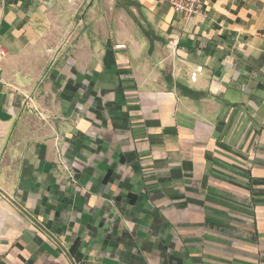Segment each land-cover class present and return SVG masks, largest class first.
<instances>
[{"label":"crops","instance_id":"obj_1","mask_svg":"<svg viewBox=\"0 0 264 264\" xmlns=\"http://www.w3.org/2000/svg\"><path fill=\"white\" fill-rule=\"evenodd\" d=\"M202 8L0 0V264H264V0Z\"/></svg>","mask_w":264,"mask_h":264},{"label":"built area","instance_id":"obj_2","mask_svg":"<svg viewBox=\"0 0 264 264\" xmlns=\"http://www.w3.org/2000/svg\"><path fill=\"white\" fill-rule=\"evenodd\" d=\"M171 9L174 13L182 14L183 16H195L199 14H204L202 8V3L204 0H169ZM172 42V40H170ZM64 169H69L66 162L61 161ZM72 178V174L70 175Z\"/></svg>","mask_w":264,"mask_h":264},{"label":"rangeland","instance_id":"obj_3","mask_svg":"<svg viewBox=\"0 0 264 264\" xmlns=\"http://www.w3.org/2000/svg\"><path fill=\"white\" fill-rule=\"evenodd\" d=\"M100 9H103V6L102 5H100Z\"/></svg>","mask_w":264,"mask_h":264}]
</instances>
